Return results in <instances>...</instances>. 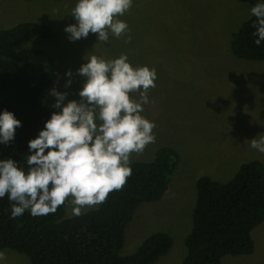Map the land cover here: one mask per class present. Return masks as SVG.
<instances>
[{
	"label": "rangeland",
	"instance_id": "1",
	"mask_svg": "<svg viewBox=\"0 0 264 264\" xmlns=\"http://www.w3.org/2000/svg\"><path fill=\"white\" fill-rule=\"evenodd\" d=\"M76 2L0 0V27L37 21L55 30L54 38H35L29 46L47 51L55 61V77L42 101L58 112L50 90L67 93L63 103L78 101L86 77L77 69L92 55L111 60L126 54L133 67L155 70L156 86L149 90V103L141 113L156 125L155 143L130 159L152 160L164 146L175 149L180 159L163 197L135 211L121 254L132 253L148 235L165 231L172 235L173 245L154 264H181L192 225L196 178L207 174L227 181L241 163L264 162V153L250 146L251 139L264 136V61L236 58L230 49V34L252 15L251 7L238 0H132L131 8L118 17L129 28L122 37L98 42L97 35L89 33L70 41L64 29L76 23L71 15ZM68 70L72 76L66 87ZM72 207L67 201L66 217L73 216ZM252 238L251 254L226 255L221 264H264V221L252 231ZM0 252L6 255L0 264H29L22 254Z\"/></svg>",
	"mask_w": 264,
	"mask_h": 264
},
{
	"label": "trees",
	"instance_id": "2",
	"mask_svg": "<svg viewBox=\"0 0 264 264\" xmlns=\"http://www.w3.org/2000/svg\"><path fill=\"white\" fill-rule=\"evenodd\" d=\"M253 7L264 0H238ZM256 17L251 15L230 34V49L239 59L264 61V41L254 43ZM47 23L21 21L0 27V112L21 122L14 139L0 143V160L11 158L27 172L28 141L38 136L55 111L42 101L55 77V61L47 51L29 46L35 38L52 39ZM58 112V111H55ZM178 152L159 148L149 161H131L132 175L119 191L79 216H65L66 202L55 213L11 218V202L0 198V251L22 254L29 264H154L173 245V237L158 231L129 254H121L125 232L143 203L160 200L179 163ZM192 225L185 236L181 264H221L226 255L254 251L252 231L264 221V162H243L227 181L207 174L195 180Z\"/></svg>",
	"mask_w": 264,
	"mask_h": 264
},
{
	"label": "clouds",
	"instance_id": "3",
	"mask_svg": "<svg viewBox=\"0 0 264 264\" xmlns=\"http://www.w3.org/2000/svg\"><path fill=\"white\" fill-rule=\"evenodd\" d=\"M132 6V0H77L71 9L76 23L64 31L70 41L96 34L98 42L110 36L122 37L129 31L118 19ZM250 12L256 17L254 41H264V2ZM130 41V36L126 43ZM77 73L86 77L78 95L65 101L67 93L55 87L53 112L36 138L28 141L27 172L11 158L0 160V198L11 202V218L28 211L32 216L55 213L66 201L72 214L104 203L113 191L121 190L132 175L129 167L133 153L142 154L155 143L156 125L144 118L143 105L156 85L157 74L147 66L133 67L126 54L104 60L95 55L82 64ZM65 86L71 84V70L66 71ZM138 94L133 98L132 94ZM21 122L10 111L0 112V143L14 139ZM250 146L264 153V136L251 139ZM6 255L0 252V260Z\"/></svg>",
	"mask_w": 264,
	"mask_h": 264
}]
</instances>
